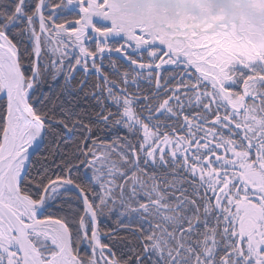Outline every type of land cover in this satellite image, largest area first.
I'll list each match as a JSON object with an SVG mask.
<instances>
[{"label": "snow or ice", "instance_id": "1", "mask_svg": "<svg viewBox=\"0 0 264 264\" xmlns=\"http://www.w3.org/2000/svg\"><path fill=\"white\" fill-rule=\"evenodd\" d=\"M157 8L0 0V264H264V37Z\"/></svg>", "mask_w": 264, "mask_h": 264}, {"label": "rangeland", "instance_id": "2", "mask_svg": "<svg viewBox=\"0 0 264 264\" xmlns=\"http://www.w3.org/2000/svg\"><path fill=\"white\" fill-rule=\"evenodd\" d=\"M219 1H223V6L217 7L211 2L215 7L212 8L206 5V2L197 4L194 0H156L157 10L164 18L165 26L178 35L217 34L228 29L233 23L249 22L250 19L247 17H252L256 18L254 19L256 21H253V24L246 23L247 35L255 33L253 36L264 37V0H254L245 11L236 6L239 3L234 5L231 3L236 0ZM240 1L244 3L245 0ZM223 9L239 13L225 16L222 13ZM249 43L255 46L256 40L251 39Z\"/></svg>", "mask_w": 264, "mask_h": 264}, {"label": "trees", "instance_id": "3", "mask_svg": "<svg viewBox=\"0 0 264 264\" xmlns=\"http://www.w3.org/2000/svg\"><path fill=\"white\" fill-rule=\"evenodd\" d=\"M245 22H240L239 25H234L231 29L230 32H227V33H230L231 35L233 36H238L240 37L241 40L243 41H247L249 42L251 39L253 40H257V36H253V35H256L255 33H253L252 35H247V22L244 24Z\"/></svg>", "mask_w": 264, "mask_h": 264}]
</instances>
